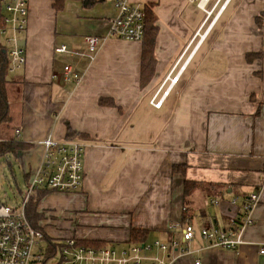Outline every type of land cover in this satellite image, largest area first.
<instances>
[{
	"label": "crops",
	"instance_id": "crops-1",
	"mask_svg": "<svg viewBox=\"0 0 264 264\" xmlns=\"http://www.w3.org/2000/svg\"><path fill=\"white\" fill-rule=\"evenodd\" d=\"M57 1L27 0L26 63L6 83L14 132L0 135L27 146L14 153L29 167L25 187L48 134L84 145L79 189L47 191L38 203L63 231L44 234L123 246L137 242L132 228L168 241L179 236L171 222H190V252L170 264H264V0H220L211 26L190 0H127L149 8L157 26L143 85L141 41L106 37L91 51L86 40L106 36L114 0ZM60 45L68 52H56ZM64 64L77 80L64 81ZM185 180L196 185L185 191ZM253 192L244 243L224 249L199 236L203 227L226 228L240 207L232 199Z\"/></svg>",
	"mask_w": 264,
	"mask_h": 264
},
{
	"label": "built area",
	"instance_id": "built-area-1",
	"mask_svg": "<svg viewBox=\"0 0 264 264\" xmlns=\"http://www.w3.org/2000/svg\"><path fill=\"white\" fill-rule=\"evenodd\" d=\"M190 1L204 12L205 20L212 16L208 24L211 26L228 0L216 12L214 10L220 0ZM113 4L116 14L106 36L86 37L91 51L106 37L140 41L143 36L144 9L127 0H114ZM27 22V0H0V60L6 63L8 72H17L26 63V53L19 40L26 32ZM55 51L68 52L64 45L55 47ZM62 71L65 82L79 78L69 64H64ZM177 78V75L171 77L170 83ZM154 98L151 103L156 107L160 106L163 97L158 101H154ZM39 143L43 147L40 166L30 177L25 193L14 206L5 201L0 202V264H170L176 256L190 252L189 245L196 233L190 222H171L169 229L178 230L179 236L168 241L154 239L115 248L113 245H91L80 242L75 237H66L61 241L52 239L54 244L46 241L47 245L44 246V233L31 224L25 205L29 197L40 188L67 192L79 189L83 178L84 145L74 138L54 139L51 134ZM261 169L264 171V163ZM237 201L240 207L229 219L226 228L211 226L198 230L199 236L210 246L235 249L244 243L243 232L253 223L252 211L258 202V193H250L241 200L236 196L232 199V204ZM259 252L264 254V245L259 248ZM53 257L56 259L51 262ZM194 264H200L199 260H195Z\"/></svg>",
	"mask_w": 264,
	"mask_h": 264
},
{
	"label": "trees",
	"instance_id": "trees-1",
	"mask_svg": "<svg viewBox=\"0 0 264 264\" xmlns=\"http://www.w3.org/2000/svg\"><path fill=\"white\" fill-rule=\"evenodd\" d=\"M57 2H61L58 0ZM145 18H144V32L143 36L141 38L142 42V54H141V73H140V84L143 85L146 83L151 75L153 70V64H154V56H153V47L154 42L157 34V26L155 25V16L153 12L145 7ZM7 65L5 62L0 60V123L3 121H7L8 119V113H9V107L7 103L6 98V83H7ZM109 102L106 98L100 99V104L105 105V103ZM68 134L72 135V131L68 127ZM26 146L25 143L13 140V139H6L1 140L0 139V156H5L6 154L12 153L14 154L17 150L24 149ZM178 166H176L177 168ZM179 168V167H178ZM196 184L195 182H191L189 180L184 181V189L185 191H189L192 187H194ZM54 189L49 188H40L37 189L36 195L35 193L32 194L26 205H25V212L29 220H31L34 224L33 226L41 229L39 226H37V222L41 218V213L39 214L36 212L37 210V200L39 197H41L43 194H45L47 191H52ZM45 236V240L49 241L50 243L54 244L52 241V238ZM148 237V231L144 229H138V228H132L130 230V239L141 242L146 241ZM80 242L91 244V245H104V243L99 241H91V242H85L80 239H78ZM57 243V242H55Z\"/></svg>",
	"mask_w": 264,
	"mask_h": 264
},
{
	"label": "rangeland",
	"instance_id": "rangeland-1",
	"mask_svg": "<svg viewBox=\"0 0 264 264\" xmlns=\"http://www.w3.org/2000/svg\"><path fill=\"white\" fill-rule=\"evenodd\" d=\"M197 14L201 18L204 13L199 10V13H197ZM211 17L209 18V20H211ZM17 74L18 73H16V71H15V72H10L9 74H7V76L14 77V76H17ZM14 121L15 120L13 119V120L1 122L0 123V135H4L6 137L11 136L12 133L14 132V128H13L14 127L13 126ZM15 155L16 154L9 153V154H6L5 156H3V155L0 156V202L5 201L7 204H10L13 206L19 202L22 194H24L26 191L25 185H24L25 178L23 177V173L27 174L28 169H29V167L27 165H25V163H23L22 161L18 160V156L17 155L15 156ZM53 191L58 192V193L67 192V191L52 190L50 193H53ZM35 195H36V192H35ZM41 197H39V199L37 200L36 212H38L39 214L41 213V218L37 222V226H39L42 229L45 227V229H43V230L45 232L49 233L50 236H53V235H51L53 233L49 231L52 229L58 230L61 233H63V231L57 229V227H59V226H58V224H56V220H54V217L51 219L52 224L48 225L47 222H49V220H47V217H46L47 214H45V212L42 209L38 208V203L41 200ZM29 221L31 222L32 225L34 224L31 220H29ZM41 223H42V225H41ZM46 227H48V228H46ZM42 229H40V230H42ZM49 235H48V237H50ZM64 236H66V235L58 234L55 237H64ZM69 237H72V236H69ZM83 241L87 242L88 240H83ZM44 242L45 243H43V245L46 246L47 245L46 240ZM88 242H91V241H88ZM141 242H145V241H141ZM119 243H122V242H119ZM119 243H111V244L115 248H118L122 245ZM119 250L120 249H117V251H119ZM55 259L56 258L53 257L50 261L51 262L55 261Z\"/></svg>",
	"mask_w": 264,
	"mask_h": 264
},
{
	"label": "water",
	"instance_id": "water-1",
	"mask_svg": "<svg viewBox=\"0 0 264 264\" xmlns=\"http://www.w3.org/2000/svg\"><path fill=\"white\" fill-rule=\"evenodd\" d=\"M19 43L21 44V45H24V40H19Z\"/></svg>",
	"mask_w": 264,
	"mask_h": 264
}]
</instances>
